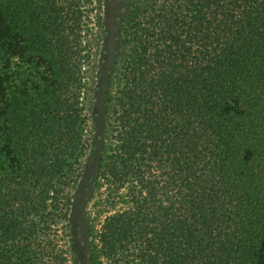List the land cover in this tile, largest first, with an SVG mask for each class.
Masks as SVG:
<instances>
[{"label": "trees", "instance_id": "trees-1", "mask_svg": "<svg viewBox=\"0 0 264 264\" xmlns=\"http://www.w3.org/2000/svg\"><path fill=\"white\" fill-rule=\"evenodd\" d=\"M99 0H0V264H76ZM105 92L91 264H264V0H133Z\"/></svg>", "mask_w": 264, "mask_h": 264}, {"label": "rangeland", "instance_id": "rangeland-1", "mask_svg": "<svg viewBox=\"0 0 264 264\" xmlns=\"http://www.w3.org/2000/svg\"><path fill=\"white\" fill-rule=\"evenodd\" d=\"M103 25L99 42L98 68L92 90L86 100L92 129L91 146L83 159V167L76 186L72 189L70 229L73 242L71 252L76 264H91L89 228L99 221L102 185L98 179L101 149L107 138L105 92L114 72L122 62L124 47L120 44L123 24L133 0H99Z\"/></svg>", "mask_w": 264, "mask_h": 264}]
</instances>
